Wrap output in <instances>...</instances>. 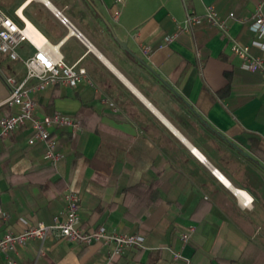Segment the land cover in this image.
<instances>
[{
	"label": "crops",
	"instance_id": "crops-1",
	"mask_svg": "<svg viewBox=\"0 0 264 264\" xmlns=\"http://www.w3.org/2000/svg\"><path fill=\"white\" fill-rule=\"evenodd\" d=\"M260 2L264 11V0H0L18 25L31 23L59 43L68 64L86 69L74 86L35 89L38 79L27 80L35 116L61 112L80 128H49L61 155L55 161L45 157V142H28L31 120L0 137V208L8 214L0 235L21 230V217L53 223L71 190L82 227L143 235L112 264H183L175 251L189 264H264V77L229 48L233 39L254 38L249 26ZM208 5L226 19L225 32L207 20L176 27ZM16 51L26 58L35 47L23 40ZM3 75L20 81L26 67L0 54V117L17 110L6 103ZM236 190L251 202L244 205ZM106 250L53 231L19 246L15 257L18 264H103Z\"/></svg>",
	"mask_w": 264,
	"mask_h": 264
},
{
	"label": "built area",
	"instance_id": "built-area-1",
	"mask_svg": "<svg viewBox=\"0 0 264 264\" xmlns=\"http://www.w3.org/2000/svg\"><path fill=\"white\" fill-rule=\"evenodd\" d=\"M57 14L59 13L57 12ZM229 16L233 17V12H229ZM253 16L254 19L249 28L253 32L254 38L249 43H241L233 39L229 48L240 59L244 69L257 71L264 77V56L251 52L252 47L264 50V11H262L261 2L258 3ZM60 20L65 24L67 22L64 16H61ZM203 20H207L222 32L227 30L226 19L219 15L213 5H208L202 14L196 15L187 12L184 24L182 26L176 24V27L189 30ZM27 27L28 22L24 21V24L20 26L0 9V54L7 55L13 60L20 59L26 67L25 78L20 81L12 75H3V80L9 90L6 103L17 106V110L0 117V137L6 136L26 120H31V136L28 138V142H45V157L50 161H55L61 155L54 148L49 128L52 125H66L75 131L80 128L79 121L71 115L57 111L41 117L35 116V102L28 95L26 82L31 77L37 78L38 82L33 86L35 89L56 83L74 86L80 78L86 76V69L83 66H77V63L68 64L59 51V43H51L32 26L35 29V35L40 39L37 41L34 36L28 35ZM69 32L81 38L78 31L70 30ZM170 38L171 36L167 37V39ZM23 40H28L35 47L33 54L26 58H21L16 51V46ZM191 150L196 153L194 148ZM196 155L203 159L198 154ZM211 171L221 178L216 168H212ZM237 191L235 192L237 193ZM250 202L251 198L243 199L244 205H248ZM7 218L8 214L0 208V220L6 221ZM20 220L24 224L21 230L8 231L0 235V251L5 254L6 264H18L15 255L19 246L24 245L30 239L44 240L53 231H57L60 237L71 242L83 245L100 242L106 245L107 250L103 264H112L118 255L131 247L141 246L144 240L142 234L120 232L108 229L104 225L91 228L82 227L80 225L78 196L71 190L64 193L62 209L59 215L54 217L53 223L31 224L24 217H21ZM187 237L188 233L182 234L184 241ZM173 256L174 258L181 257L184 260L183 264H189V258L179 251H175Z\"/></svg>",
	"mask_w": 264,
	"mask_h": 264
},
{
	"label": "bare ground",
	"instance_id": "bare-ground-1",
	"mask_svg": "<svg viewBox=\"0 0 264 264\" xmlns=\"http://www.w3.org/2000/svg\"><path fill=\"white\" fill-rule=\"evenodd\" d=\"M34 30H35V29L32 27V24L28 22V27H27L26 32L28 33V35H30V36H32V37L34 36V39H36L37 41H40V39L38 38V36L35 35ZM194 151L200 156V154H199L196 150H194ZM200 157H201V156H200ZM220 176H221V178L223 179V181H224L225 183H227V184L230 185V183H229L226 179H224V177H223L222 175H220ZM237 194H238L239 196H241V197L243 196L242 199H244V198H250L249 195H247L246 192H244V191H242V190H238V191H237Z\"/></svg>",
	"mask_w": 264,
	"mask_h": 264
},
{
	"label": "water",
	"instance_id": "water-1",
	"mask_svg": "<svg viewBox=\"0 0 264 264\" xmlns=\"http://www.w3.org/2000/svg\"><path fill=\"white\" fill-rule=\"evenodd\" d=\"M106 25H107V27L109 28L112 37H113L118 43H120V44L122 45L124 41H120V40H118V37L116 36V33H115V31H114L112 25H111L108 21H106Z\"/></svg>",
	"mask_w": 264,
	"mask_h": 264
}]
</instances>
